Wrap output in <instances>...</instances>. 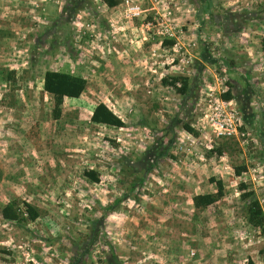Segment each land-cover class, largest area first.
Wrapping results in <instances>:
<instances>
[{
    "label": "rangeland",
    "instance_id": "obj_1",
    "mask_svg": "<svg viewBox=\"0 0 264 264\" xmlns=\"http://www.w3.org/2000/svg\"><path fill=\"white\" fill-rule=\"evenodd\" d=\"M263 38L264 0H122L114 8L102 0H0V62L34 64L21 75L19 97L16 85L4 84L0 112L11 117L13 136L0 123V144L14 147L0 145V175L41 194L11 201L37 204L36 221L0 218V264H74L82 254L86 264H163L191 225L202 242L208 224L227 221L241 227L242 246L254 242L262 252L264 235L248 225L239 184L264 211ZM48 71L88 83L80 98L64 100L59 120L41 87ZM169 76L189 78L187 98L163 85ZM230 89L234 99L225 102ZM222 102L237 125L230 138L210 119ZM101 103L124 128L92 122ZM237 168L246 172L237 176ZM211 178L223 181L224 197L194 209L193 197L217 193Z\"/></svg>",
    "mask_w": 264,
    "mask_h": 264
},
{
    "label": "crops",
    "instance_id": "obj_2",
    "mask_svg": "<svg viewBox=\"0 0 264 264\" xmlns=\"http://www.w3.org/2000/svg\"><path fill=\"white\" fill-rule=\"evenodd\" d=\"M6 47H0V53H4L6 50ZM2 55V54H1ZM0 58H3L2 56ZM34 69V64L32 62L26 63L25 66L19 68L15 66H11V64H5L4 62H0V98L5 97V90H4V84H13L16 85L15 88H13L14 93L17 95L16 97H19L23 89L18 87V85L23 80L21 75L25 72V70L29 68ZM32 81V78L29 79V85ZM248 86L251 88V83L248 81ZM41 87L44 88V76L41 77ZM27 89V88H26ZM28 90H32L31 86L28 88ZM252 92L255 94V96H249L251 99H254L257 96V92L252 90ZM25 93L31 94L29 91H25ZM21 101V98L19 99V103ZM19 103H15L17 107H19ZM16 107V109H17ZM15 108V107H12ZM15 123L14 124H21L23 123V118L20 116L19 111L14 115ZM11 117L8 116V114L0 112V123L3 130L4 137L6 134L13 136L11 132L8 131V128L13 127V122ZM59 120V119H57ZM20 140L18 139V142ZM7 143L11 147L14 143L11 141L3 140L0 145H5ZM16 143V142H15ZM23 143V142H22ZM17 145V144H15ZM17 148H20L19 146H16ZM7 177L4 178L0 175V185L6 188L4 191V197L5 202L4 204L0 205V218L2 217V211L3 209L13 200L17 199H27L31 196H39L41 195L38 193V187L32 186L33 189L27 190V187L23 189V180L21 178H15L10 182V185H6ZM218 180V179H217ZM36 184L38 182L34 180ZM223 182V181H222ZM213 184V183H212ZM225 192V191H224ZM207 194H200V195H209ZM197 195V196H200ZM27 197V198H26ZM196 197V196H195ZM192 199L193 207L194 209H201L203 207L197 208L194 204V198ZM224 197V196H223ZM29 201V200H28ZM30 204L37 207V204H34L32 202H29ZM212 206V205H211ZM218 222V221H217ZM218 227H216V223H210L208 224V227L204 228V237L203 241L201 242L198 238L197 234V228L195 234H193L194 231V225H191V232L190 234H186L188 236V239H180L177 243L173 244L176 245L175 247H171L169 254L165 255L164 260L162 261L163 264H264V254L261 253V248L257 250L255 247L257 246L256 243L252 242L251 244H244L242 246L241 244V233L240 229L241 227L238 225L237 222H219L217 223ZM250 227L251 225L248 224ZM257 230V229H256ZM196 235V238L194 237ZM264 240V238H263ZM194 241L196 243V246H194ZM191 243V244H189ZM191 246L192 248L188 249V246ZM251 245V246H250ZM254 245V246H252ZM225 248H228V251H225ZM194 249V250H193ZM191 250V251H190ZM189 251L191 252L189 254ZM194 251V252H193ZM196 251V253H195ZM263 256V257H262ZM262 257V258H261ZM118 259V257H116Z\"/></svg>",
    "mask_w": 264,
    "mask_h": 264
},
{
    "label": "trees",
    "instance_id": "obj_3",
    "mask_svg": "<svg viewBox=\"0 0 264 264\" xmlns=\"http://www.w3.org/2000/svg\"><path fill=\"white\" fill-rule=\"evenodd\" d=\"M107 6L114 8L117 7L122 0H102ZM262 48L264 51V38L262 40ZM87 80L81 76L73 75L70 73H62L57 71H48L44 76V90L54 98L53 115L55 119L62 117V105L65 99H78L87 89ZM163 85L172 88L179 95L184 98L190 93V81L187 77L169 76L163 79ZM221 99L225 102H230L234 99L232 90L221 94ZM91 120L95 124L106 125L115 128H124L125 122L119 118L106 104L101 103L96 106L93 111ZM183 129L190 134H194V128L191 124H184ZM237 176H241L246 172V168H237L235 170ZM85 176L93 181H98L95 173L92 171L85 172ZM143 181V180H142ZM210 182L217 186V193L215 195H200L194 198V204L197 208L209 207L216 203L224 196V183L222 180L211 178ZM241 191V199L247 204L248 223L261 231L264 235V211L258 200L256 193L249 190L248 184L242 182L239 184ZM2 216L5 220L13 222H34L40 217V211L35 206L23 202L13 201L8 204L2 211ZM86 251L85 253H87ZM264 254V250L261 252ZM85 255L82 254L80 259H77L74 264H86ZM116 258V256H115ZM117 259V258H116Z\"/></svg>",
    "mask_w": 264,
    "mask_h": 264
},
{
    "label": "built area",
    "instance_id": "obj_4",
    "mask_svg": "<svg viewBox=\"0 0 264 264\" xmlns=\"http://www.w3.org/2000/svg\"><path fill=\"white\" fill-rule=\"evenodd\" d=\"M131 11L133 12L134 16H138L140 14L139 7H132ZM225 102H222L216 109L218 113L211 117L212 126L217 131L218 136H223L226 138H230L235 136L237 131V125L234 120V116L232 114H224L221 110Z\"/></svg>",
    "mask_w": 264,
    "mask_h": 264
}]
</instances>
